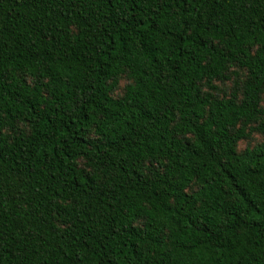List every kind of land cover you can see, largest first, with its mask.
<instances>
[{
    "label": "trees",
    "instance_id": "1",
    "mask_svg": "<svg viewBox=\"0 0 264 264\" xmlns=\"http://www.w3.org/2000/svg\"><path fill=\"white\" fill-rule=\"evenodd\" d=\"M253 131L264 0H0V264H264Z\"/></svg>",
    "mask_w": 264,
    "mask_h": 264
},
{
    "label": "rangeland",
    "instance_id": "2",
    "mask_svg": "<svg viewBox=\"0 0 264 264\" xmlns=\"http://www.w3.org/2000/svg\"><path fill=\"white\" fill-rule=\"evenodd\" d=\"M128 82L127 77L123 76L121 77L120 81H119V85L117 90L115 91V95H119L122 90L124 85ZM230 83L229 82H225V83H219V92L223 91L224 89H228L230 87ZM227 91V90H226ZM264 139L263 135L261 133H259L258 131H253L251 132L250 136L242 139L239 141L238 143V150L241 151L243 150L245 147H252L255 144H258L259 142H261Z\"/></svg>",
    "mask_w": 264,
    "mask_h": 264
}]
</instances>
